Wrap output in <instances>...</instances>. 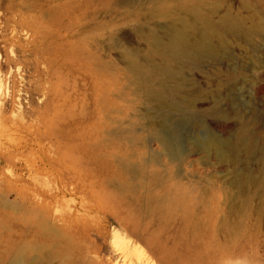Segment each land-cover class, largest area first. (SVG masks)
<instances>
[{
  "label": "rangeland",
  "instance_id": "rangeland-1",
  "mask_svg": "<svg viewBox=\"0 0 264 264\" xmlns=\"http://www.w3.org/2000/svg\"><path fill=\"white\" fill-rule=\"evenodd\" d=\"M257 24L264 0H0V264H264Z\"/></svg>",
  "mask_w": 264,
  "mask_h": 264
},
{
  "label": "bare ground",
  "instance_id": "bare-ground-1",
  "mask_svg": "<svg viewBox=\"0 0 264 264\" xmlns=\"http://www.w3.org/2000/svg\"><path fill=\"white\" fill-rule=\"evenodd\" d=\"M255 28H257V29H260V30H263L264 31V25H262V24H257V25H255ZM213 50H214V48H213V46L212 45H210L209 43H206V42H200V45H199V48L197 47V51H203V52H208V53H212L213 52ZM196 51V52H197ZM10 69V68H9ZM10 76V75H9ZM0 78H2V77H0ZM9 79V78H8ZM7 87L5 88V87H1V84H0V109L2 110V112H3V109H5V108H7V107H5L4 106V104H6L7 102H6V95H7ZM8 95H9V93H8ZM8 97V96H7ZM9 98V97H8ZM6 102V103H5ZM1 112V111H0ZM8 115V114H7ZM4 117H5V115H3ZM2 117V116H1ZM3 119V118H2ZM1 119V120H2ZM1 120H0V134H2V135H4L5 133H7L8 134V132H6L5 130V126L4 125H6V124H4L3 123V121L1 122ZM5 122V121H4ZM3 123V124H2ZM3 125V126H2ZM6 126H8V125H6ZM5 127V128H4ZM5 129V130H4ZM8 130V129H7ZM4 131H5V133H4ZM7 134H5V136L7 135ZM1 136V135H0ZM1 138V137H0ZM170 136L168 137V140H167V142H170ZM7 139V138H6ZM8 141V140H7ZM7 141H5V142H7ZM0 142H1V140H0ZM214 142H211L210 144H213ZM1 144V143H0ZM7 144V143H6ZM172 146V149L175 151V152H178L179 151V148H177V146H173V145H171ZM1 147H2V144H1ZM4 148V147H3ZM8 148H10V147H8ZM2 149V148H1ZM0 149V150H1ZM5 149V148H4ZM2 151H4V152H2ZM2 151H0V152H2L3 153V156H4V158L5 159H7V157H8V160H9V158L11 157V156H9V154L7 153V152H10V150L8 151H6V150H2ZM5 151H6V153H5ZM3 156H1V157H3ZM2 161V160H1ZM4 173V172H3ZM7 175V174H6ZM3 178H4V180L5 181H7V177H5V176H3ZM2 183V182H1ZM3 184V183H2ZM6 184V183H5ZM5 187V186H4Z\"/></svg>",
  "mask_w": 264,
  "mask_h": 264
}]
</instances>
